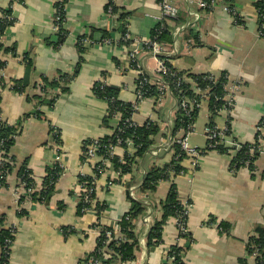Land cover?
I'll return each mask as SVG.
<instances>
[{"label": "crops", "instance_id": "crops-1", "mask_svg": "<svg viewBox=\"0 0 264 264\" xmlns=\"http://www.w3.org/2000/svg\"><path fill=\"white\" fill-rule=\"evenodd\" d=\"M58 1L0 0V8L13 6L15 16L3 43L15 47L16 54L5 56L7 88L0 86L2 118L17 131L11 154L19 167L31 170L38 190L49 168L57 164L63 168L47 204L31 199L20 202L24 191L15 194L20 187L15 171L8 187L0 189V230L15 231L9 252L0 239V264H81L97 247L99 232L93 226L98 219L105 226L119 225L134 200L146 206L136 222L141 250L135 260L124 264L170 263L169 248L179 235L174 218L165 222L161 241L151 248L147 235L162 219L160 205L173 183L181 200L191 203L188 227L194 242L185 252L186 264H255L247 243L264 231V153L257 158L255 171L245 167L236 172L231 155L207 152L195 166L189 156L182 163L186 171L174 182L163 181L154 192L141 189L146 174L171 163L175 154L181 132H174L179 108L172 93L158 104L154 98L139 103L134 121L139 125L151 121L159 127L154 144L137 158L131 172L122 175L121 182L108 186L120 178L114 165L100 175L97 200L106 206L101 216L98 210L80 214V176L94 175L98 162H83L84 143L112 135L121 119H108V103L95 96L93 87L106 76L107 84L120 89L122 101H137L138 73L129 54L138 46L119 43L123 26H128L132 39H151L162 10L159 0H115L118 11L113 14L107 9L108 0H67L64 29L68 35L61 39L55 28ZM215 1L206 10L195 2L175 1L179 12L169 21L174 28L170 62L186 73L227 72L232 80L241 81L230 115L222 112L213 119L221 130L231 121L233 136L228 141L236 137L252 142L264 118V35L259 33L258 0ZM232 8L239 13L238 19L228 11ZM123 14L128 15L126 21L121 19ZM104 32L110 33L112 44L103 42ZM82 36L86 38L80 41ZM136 50L141 69L154 81L159 59ZM44 78L57 97L55 103L42 100ZM16 83L23 90H16ZM212 117L209 102L204 101L189 137L191 147H207ZM136 150L134 144L118 147L116 155ZM22 209L26 213L21 214Z\"/></svg>", "mask_w": 264, "mask_h": 264}, {"label": "trees", "instance_id": "trees-1", "mask_svg": "<svg viewBox=\"0 0 264 264\" xmlns=\"http://www.w3.org/2000/svg\"><path fill=\"white\" fill-rule=\"evenodd\" d=\"M209 3L212 0H207ZM66 3L67 0H59L56 4V14L59 12L62 17L61 21H55V25L59 26L58 35L61 39H65L68 35V32L64 29V23L66 18ZM110 7H112V13H117L118 7L116 5L115 0H108L107 9L109 11ZM256 7L260 13L264 14V0H258L256 3ZM109 13V14H112ZM0 14L9 15L11 19H0V32L5 35L7 29L14 24L15 16L13 7H9L7 9L0 8ZM128 17L127 14L122 15V20L126 21ZM259 22L264 23V19L259 18ZM264 32V30H263ZM124 35L128 33V26L124 24L123 26ZM104 39L111 38L110 33L104 32ZM79 39L82 41L86 38V36H82ZM151 39L157 40L160 43H165L171 45L174 42V28L170 25L169 21L165 23H159L152 31ZM121 45H129L130 42H121ZM79 49L84 51V46L82 43H78ZM15 47L13 46H5L3 42H0V70L5 69L7 66V60L5 56L7 55H15ZM169 69L172 72H177L176 76H167L165 75L164 82L169 86L172 94L176 98L177 106L179 108V102L183 97H192L197 100L202 99V95H197L194 91L193 84L204 91L207 101L209 102V108L213 115L210 120L209 126L212 128L216 127V123L214 121V117L218 116L221 112L220 110L224 107L228 106V101L226 99L228 95L227 85L230 81L229 74L227 72H223L219 75L205 73V74H193L186 73L183 71H179L176 69L170 61L167 63ZM136 64H133L135 66ZM146 77L152 79L150 75L146 72ZM185 76L182 80V77ZM181 79L180 86L177 87V79ZM106 79V76L103 78ZM47 79H42L43 83H47ZM6 79H4L3 75L0 73V82H2L3 89L7 88ZM139 83V82H138ZM43 85L41 88L44 93H42L45 98L44 102L48 104L55 103L57 97L55 93L49 91L47 84ZM15 89L18 91L23 90V87H20L17 83ZM54 91V90H53ZM143 91H145V98H155L157 99L160 95L156 85H147L143 87ZM93 92L95 96L99 99L108 103V119L110 120L113 117H117L120 114V124L113 132L112 135L106 136L101 139V143L103 145L99 154H103L106 152L105 147L110 144H119V141H122L120 145L124 148H128L126 140L132 139L136 145V152L134 154H130L126 152L124 155L125 163H122L123 160H120V157L114 156L112 158V163L116 170H121V174H126L132 171L133 165L136 164V160L138 157L144 156L150 149V147L155 142V137L159 134V127L148 121L144 125H135L132 126L128 122L129 119L132 118L133 114L136 111L135 103L124 102L120 98V89L118 87L110 86L104 81L97 82L93 87ZM50 97V99L48 98ZM140 100L136 101V104L139 103ZM2 102V93L0 92V105ZM158 104V101H156ZM235 104V103H234ZM200 109L195 107V109L191 113L184 112L181 108H179L178 116L176 119V125L174 127V132L177 133L186 131L190 123H195ZM40 115V113H38ZM264 118L258 123L257 131L255 134V138L252 142H241L238 138L234 137V141L236 142L235 146H229L222 139H217L216 141H210L205 149L200 150L201 154H206L207 152L216 151L220 154H227L232 156V171L236 172L241 168L247 167L251 171H255L256 168V160L257 158L264 153L262 149H259L260 146V136L261 131L259 127H263ZM229 131H227L226 136H231L233 134L231 129V121L229 120ZM16 129L14 126H11L7 121L2 118L1 115V107H0V150L4 153L2 157L5 158L4 161H0V189L4 187H8V179L4 177L1 172L9 173L10 175L15 171L19 181L25 182L26 189H34V192L27 195H23L20 199V202L23 203L27 199H31L34 202H41L43 204H47L53 193L56 191L57 183L61 177L63 172V168L57 164L54 167H51L47 170L46 176L42 180V187L38 190V184L36 179L33 176V173L26 165H21L19 167L16 162L14 156L11 154V148L15 144V136ZM264 139V137H263ZM88 143H92L91 140ZM85 147V146H84ZM175 154L171 161V163L165 165L164 167H153L147 174L144 180V183L141 189L145 192H154L159 183L163 181H172L174 182L175 178L184 173L186 170L183 167L182 163L185 159L189 157L188 153L182 149L181 145L175 143ZM84 152L86 151L85 148ZM86 157L83 155V162H85ZM246 162H249V165H246ZM18 166V167H17ZM18 170V171H17ZM97 177L100 178V172L96 171ZM93 181L92 176H80L79 183L82 182H91ZM94 190H96L95 185H91ZM91 197L96 198V192L91 194ZM85 194L80 196V202L78 210L80 214H85L83 209L87 206L84 201ZM187 203L191 204L190 201ZM106 206L103 204H97L98 214L101 216L102 212L105 210ZM162 210V219L158 221L149 231L147 235V247L151 248L155 244L159 243L162 239V227L167 222L169 218H177L182 213H184V205L182 203L181 198L179 197L177 186L175 183L172 184L171 190L166 198V201L162 202L160 205ZM146 206L139 202L133 201V206L129 210V212L120 220L119 226L121 229L122 237H126L129 239V242H120L117 241L118 238L115 237L113 241H111L107 247L113 251V256L107 262L103 264H124L127 261H133L137 257V252L141 250V244L139 240V236L136 231V222L145 214ZM26 213V209H22L21 214ZM100 224V218L98 219ZM104 229H109L111 226H103ZM12 234L8 230H0V239L2 245L6 243V239L13 238ZM190 239L193 240L191 233L189 234ZM104 237L103 235H99L97 241V247L95 251L81 264H94L92 259L101 258V253L98 252V249L105 247L103 245ZM248 253L251 257H254L255 264H264V231L261 230L259 234L252 236L248 240ZM169 251V255L174 258L172 263H163V264H186L183 252L185 253L188 249H183L177 245H172ZM7 257H5L6 260ZM4 260V261H5Z\"/></svg>", "mask_w": 264, "mask_h": 264}, {"label": "built area", "instance_id": "built-area-1", "mask_svg": "<svg viewBox=\"0 0 264 264\" xmlns=\"http://www.w3.org/2000/svg\"><path fill=\"white\" fill-rule=\"evenodd\" d=\"M176 0H159V6L162 10V15L160 17V23H165L176 18L178 16V12L179 9L176 5ZM189 2H195L197 3V5L201 8V9H212L215 4L216 1L212 0L210 3L207 0H186ZM13 7V6H12ZM229 12H231L233 15L238 17L240 16L239 13L235 10V9H229ZM109 13H112V7H110L109 9ZM113 14V13H112ZM197 16L198 13H197ZM258 16L260 19H264V14L260 13L258 10ZM11 19L12 17L9 15H2L0 14V19ZM62 17L60 16V13L58 12L55 16V21H61ZM56 30H59V26L55 25ZM182 29V28H179ZM264 23L260 24V30L259 33L261 35H264ZM4 35L3 33L0 32V42H4L3 39ZM113 38H108V39H103L104 43L107 44H112ZM121 42H130L129 45L126 46H138L137 48L141 49V50H145L148 53L153 54L155 57H157L159 59V69H158V74L155 77V80L153 81L152 79H149L148 77H146L145 71L143 69H141L140 64H139V58H138V54H137V48H133L130 51L129 54V60L131 62V64H136L135 67L137 69V73H138V85H137V100H140L139 103L146 99L145 98V91H143V87L147 86V85H156L158 91L160 92V95L157 99H155L156 101L160 102L163 100V97L168 94V93H172V91L170 90L169 86L166 85V83L164 82L165 79V75L167 76H176L177 72H172L169 67L167 66L168 61H171V57L173 55L174 50L172 49V47L168 44L165 43H160L157 40H153V39H148V40H140V39H132L130 33H126L125 35H123V37L120 39L119 43ZM5 69L0 70L1 75H3V71ZM183 78L185 79L186 77L183 76ZM230 78V76H229ZM186 81H189L188 79H185ZM104 83H108L107 79H103ZM158 83V84H157ZM181 83V79L178 78L177 79V87L180 86ZM2 82H0V86H2ZM194 91L197 95H202V99L201 100H197L195 98L192 97H183V99H181V101L178 103L179 104V108H181L184 112L186 113H191L195 107L201 108L202 104L204 101H207V98L204 97L205 93L204 91H202V89L197 88L194 84ZM242 87V82L241 81H237V80H232L230 78V81L227 85V90H228V95L226 97L227 101H228V106L224 107L220 110V112H225L228 115H230L231 111H232V107L235 103V99L237 96V92L240 91ZM151 98V97H149ZM139 103L136 104L135 102V107H136V111L138 110V106ZM133 114L132 118L128 120V122L130 123V125L135 126V125H139L138 123H136L134 121V115ZM120 116V114L118 115ZM194 124L195 123H190L188 126V129L186 131H182L181 135L175 140V143L181 145L182 149L186 151V153H188L189 156H191L192 158H194V166L197 165V160L199 159L200 156H202V154L200 153V150L194 147L190 146L189 143V137L191 135V133L194 131ZM264 124V122H263ZM118 128V127H117ZM117 130V129H116ZM259 130L261 131V136H260V146L259 149H262L264 152V125L263 127H259ZM227 131H229V127H227L225 130H221L217 127L212 128L210 126H208L207 128V135H208V139L209 142L210 141H216L217 139H222V141L224 140L225 143L228 142V145L230 146H235L236 142L231 139L230 141L227 140L226 133ZM56 134V132L54 133V135ZM233 136V135H231ZM89 141V140H88ZM88 141H85L84 143V148H85V152H84V156L86 157L85 162L84 163H93L94 161L98 160V162L94 165V175H90L93 178V181L91 182V184L89 182H82L80 183V188H81V193L79 194V197L82 194H85V203L87 204V206L83 209L84 213L90 212V211H96L97 209V204H98V200H97V187L96 190H94L93 187H90L91 185H95L97 186V181H98V177L96 174V171L100 172V174H104L107 173L109 171V167L113 166L112 163V158L114 156H118L116 155V150L118 147H122L120 145V143L122 141H119V144H110L108 146L105 147L106 152L103 154H99L100 150L102 149L103 145L101 143V139H91L92 143H88ZM127 146L129 147L130 145L134 144V141L132 139H127L126 140ZM136 146V145H135ZM3 151L0 150V161H4L5 158L2 157L3 155ZM131 154V153H130ZM119 157V156H118ZM123 157H120V160H123L122 163H125V160L123 159ZM246 165H249V162H246ZM247 168V167H246ZM120 178L116 181H110L108 183V186H112L113 184H116L117 182H121V178L123 177L121 174V170H117ZM4 177H6L7 179L10 177V174L6 173V172H1ZM96 174V175H95ZM82 176H89V175H85V174H81ZM26 183L23 182L22 180L20 181V187L15 191V194L18 195V193H21L22 190L23 195H27V197L29 196V194H31L32 192H34V189H26ZM96 192V198L91 197L92 193ZM133 195V192H132ZM182 203L184 205V213H182L179 217L174 218L176 225L179 229V235L177 237V241L176 244L179 245L183 251H185V249L187 248L188 245H192L194 240L190 239L189 234L191 233L189 231V227H188V217H189V213H190V204L187 202H184L182 200ZM103 225L100 221H97L93 228L99 232V235H103L104 237V241H103V245L105 244V247H102L100 249H98V252L101 253V258H93L92 262L94 264H103L105 262H107L109 259L112 258L113 256V251H111V249H109L107 247V245L113 241L115 239V237L118 238L117 241L120 242H129L130 240L127 239L126 237H122L121 235V229L119 225L116 226H111V228L109 229H104ZM12 236L15 235V231L14 229H12L11 231ZM185 243V244H184ZM13 244V238H8L6 239V250L9 252L10 248ZM187 244V245H186ZM170 251V249H169ZM183 255H185V253L183 252ZM173 259L170 255H169V260L170 263L173 262Z\"/></svg>", "mask_w": 264, "mask_h": 264}]
</instances>
